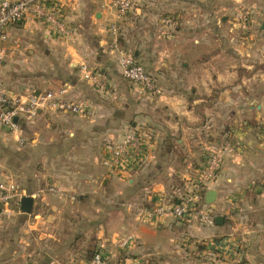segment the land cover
Masks as SVG:
<instances>
[{
  "label": "crops",
  "instance_id": "0c3cea01",
  "mask_svg": "<svg viewBox=\"0 0 264 264\" xmlns=\"http://www.w3.org/2000/svg\"><path fill=\"white\" fill-rule=\"evenodd\" d=\"M151 1L155 0H135L133 10L118 16L109 0H49L72 34L61 36L31 15L7 28L0 87L12 84L13 71L36 70L43 62L58 71L51 88L67 86L68 94L84 99L88 109L84 114L40 109L34 119L19 120V134L2 126L8 134L2 138L20 149L10 157L14 170L7 176L18 178L28 194L48 183L58 193L34 198L30 212L14 204L4 209L2 215L8 217L3 228L6 224L10 231L3 234L9 243L0 251V264H86L91 255L87 242L80 239L97 228L102 234L98 247L109 252L110 264H264V66L256 67L255 60L247 58L243 65L259 72L240 76L236 63L223 64L218 54L203 59L204 42L197 44V36L209 30L224 33L238 20L243 5L252 11V37L256 34L264 42V0H162L167 16L183 18L184 7L190 6L195 18L191 31L184 20L164 30L161 54L168 61L150 63L164 90L158 97L137 92L123 79L108 54L113 36L106 29L107 23L118 25L117 19L130 12L135 16L144 12ZM139 36L138 41H143L146 35ZM227 51L233 56L250 52V57L259 58L248 46L230 45ZM135 57L147 61L154 56L146 50L135 52ZM81 64L104 77L106 92L84 78ZM204 99L211 104L198 103ZM130 125L150 135L151 157L139 170L113 172L103 161ZM18 135L25 139L24 145L18 144ZM206 145L224 156L215 179L202 191V203L211 209L214 223L203 225L195 216L139 219L151 213L159 198L169 199L187 188L184 185L205 160ZM210 189L214 200L207 204ZM92 191L102 212L98 226L77 213L69 228L53 224L63 210L52 203L54 198L84 214ZM13 218L22 222L18 225ZM45 224L57 229L43 235L44 242L30 252L27 228ZM16 225L17 230L12 227ZM127 234L133 235V241L120 248L118 239ZM16 242H21L20 247ZM24 253L29 258L21 261Z\"/></svg>",
  "mask_w": 264,
  "mask_h": 264
},
{
  "label": "built area",
  "instance_id": "2783aa9c",
  "mask_svg": "<svg viewBox=\"0 0 264 264\" xmlns=\"http://www.w3.org/2000/svg\"><path fill=\"white\" fill-rule=\"evenodd\" d=\"M134 2L135 0H109V6L115 9L118 16H122L132 9ZM250 13L251 10L248 7L243 8L240 14L242 23L249 22ZM29 15L47 22L61 36H69L73 33L72 29L60 19L55 3H50L49 0H0V65L7 56L5 47V42L8 39L7 28L20 23ZM171 21L172 18L166 17L165 22ZM106 29L113 36L112 48L116 50V61L122 77L137 84L150 96H161L163 89L154 77L131 54L119 47L117 23H107ZM81 72L89 83L101 89L106 86L104 77L89 69L85 64H81ZM87 106L86 102L71 97L68 94L67 86L43 91L34 90L27 95H11L0 90V125L19 134V120L34 119L40 109L82 114ZM17 141L22 144L23 138L18 135ZM150 157V135L140 126L134 125L126 129L120 141L108 150V155L103 163L111 171L122 173L143 168ZM223 160V154L218 151L208 153L189 191H178L177 201L174 202H170L167 198H159L151 213L146 212V216H138V218L145 221L152 215L159 217L171 215L176 219L188 220L191 216H195L199 223L212 225L214 217L211 209L202 203V191L215 179ZM262 188L264 192V185ZM45 193H58V190L53 185H49L28 194L17 178L0 176V217L10 204L19 206L22 197L30 196L34 199ZM133 238L132 234L124 235L118 239L117 244L120 248H126L132 243ZM86 264H110V262L99 248L91 255Z\"/></svg>",
  "mask_w": 264,
  "mask_h": 264
},
{
  "label": "rangeland",
  "instance_id": "374dc122",
  "mask_svg": "<svg viewBox=\"0 0 264 264\" xmlns=\"http://www.w3.org/2000/svg\"><path fill=\"white\" fill-rule=\"evenodd\" d=\"M153 2H155V3L152 4ZM244 7H246V8L248 7L251 10V8L249 6L243 5V6L239 7L240 14H241V11H243ZM193 8L194 7H190V6L184 7L183 12L181 13L184 15L183 18L176 20V18L174 16H173L174 18H172L171 16L166 15V13H168V12H166V10L163 8L162 0H155V1H151V4L144 5V12H138L136 14V16L130 12L123 19L120 20L118 18L117 19V20H119L118 25H120V34L118 35L119 47H121L125 52L131 54L134 57V59L138 63H140L145 68V70L151 74L152 77H154V75H153L154 69H155L154 64L150 65V63L155 61V60L161 61L163 59L168 61L167 57L163 58L162 54H161V48L163 47L162 39H164L163 33H164L166 26L171 25L173 23L172 25L175 27V26L179 25L180 21L182 22V20H184L185 25L186 24L189 25L190 26L189 31H191V27H194L193 19L195 18L194 17V11H192ZM240 14L238 16V20H235L233 23H230L229 27L230 26L231 27L226 28V30H224V33L220 32L221 33L220 34L218 31L213 32V31L209 30V32H206L208 34H202V35L197 36V38H198L197 44H199L201 42V39L204 42V44H203L204 52L202 54L203 59L204 58L205 59L210 58L212 56V54L214 56L218 54V61L222 62L223 64L226 62V60L227 61L231 60V61L235 62L236 63L235 68H237L236 70H237L238 75L247 76L248 73L251 71H253L254 73H257L259 71L248 69L245 65H243L245 63L244 62L245 59L250 58V59H248V61L255 60L254 64L256 65V67L257 66H264V42L259 40V36H257L256 34L253 37L251 35L253 33L252 11L250 13L249 22L245 23V24L242 23L241 18H240ZM166 17L172 18V21L169 23L165 22ZM198 22L200 23V26L204 25V23H201V20H199ZM104 25H102V27ZM223 29H225V28H223ZM139 34L140 35L141 34L146 35V36H143V39H144L143 41H138V37H141V36H139ZM187 36H189V35H187ZM187 39H191V36L187 37ZM193 41L194 40H192V42ZM230 45L242 46L243 48L248 46L250 51L254 50L256 55H259V58L257 59L255 57L254 58L250 57L249 56L250 52H249V54H244V55L238 52L239 53L238 55L233 56V55L229 54L230 52L227 51L228 47ZM146 50L148 51L149 54L150 53L153 54L154 57L152 59H149L147 61L143 58L136 59L135 52L144 51V53H145ZM242 53H246V52L243 51ZM17 54L19 56H22L19 53H17ZM108 54L112 57L113 61L116 64L117 70L120 73V69H119V66H118L117 61H116L117 53H116V50L114 48H112V44L110 45V49L108 51ZM215 58H217V56ZM260 60H263V61H260ZM248 61H246V62H248ZM192 62H194V60ZM54 69L55 68L51 69L50 65L43 64V62H42V66L37 68L36 70H26V72H22V70L21 71H18V70L13 71L12 78L14 81L12 82V84L10 86L0 87V90H3L5 92H7L8 94H12L13 90L18 91V94H29L30 92H32L34 90H38V89L42 90V89L51 88V86L54 84L52 81L57 79L56 73L58 71L56 69L55 70ZM120 75H121V73H120ZM42 79H44L45 82L42 81ZM123 79L127 82V84L132 83V82H129L128 80H126L124 77H123ZM154 79L156 80L155 77H154ZM131 85L132 86H130V88H136L137 90L136 89L135 90L137 92L146 93L145 91L141 90V88L137 84L132 83ZM14 86H16V87H14ZM106 90H108V86L104 87L102 89L103 92H106ZM163 93H164V90H163ZM82 101L84 102L85 100L82 99ZM198 103H202L203 105L208 106L209 104H211V101L209 99H207V100L204 99L202 101H199ZM206 104H208V105H206ZM195 108H198V110L202 109L200 107V105L195 106ZM87 109H88V106L86 107L85 111L82 114H84L87 111ZM209 124H211V123L209 122ZM131 126H134V125H130V126H128V128ZM199 135L201 136L200 132H199ZM7 136H8L7 132L1 126L0 127V176H7L9 174V172H8L9 170H11V171L14 170V169L10 168V166H11L9 164L11 162L10 157H13L12 155L17 154L18 151L20 150L18 146L10 147L8 145V142L2 138V137H7ZM21 137L23 138L22 135H21ZM25 142L26 141L23 138V143L20 144V142H18V144L24 145ZM204 149H205L204 150L205 152L203 153L204 156H206L208 153H212V152L216 151V150H214V146H210V145H206V148H204ZM12 161L14 163V159H12ZM194 179H195V176L194 177L192 176L188 180V183L186 185H184V188L185 187H187V188L182 189V191H184V192L189 191L192 187V183H193ZM49 185H52V184L48 183L45 186H49ZM43 187L44 186L40 185L36 188V190L39 188H43ZM45 195H46L45 197H49V195H51V194L45 193ZM171 195L172 196H169L168 200L170 202L177 201V194L175 193V194H171ZM97 196L98 195L93 191L91 193H89V197H91L92 200H91V198H89L91 200V202H88V204L86 203V205H88V209L85 211L84 214H81L80 212H75L76 210L74 211V209L71 208V205H68L67 203H65V205H63V200L58 201L57 199L54 198L52 200V203H54V204L58 203V206L61 207V209H63V210L61 213H59V216H55V219L53 220V222H54L53 224L59 223L58 227H60L61 229H64L65 225H67L69 228L70 227L69 223L74 222L77 219V217L74 216V214L77 213L78 215L83 216L86 219L91 220V223H95L98 226L99 221L102 222V215H101L102 212L97 207V204H98ZM15 206H17V205H15ZM32 208H33V205H32ZM16 210H18V209H16ZM110 216H111V214L109 213L106 217L107 220L110 218ZM7 217H8V215H2L0 217V251H3L6 248V244L9 243V240L7 241L8 238L3 237V234H5L4 231H10L7 229L8 227L6 226V224H5V228H3L5 220L7 219ZM32 218H33V214L31 216V219ZM13 219H14V223L17 222L18 225L22 222V219H16V218H13ZM18 225L12 226V227L17 230ZM52 229L55 230L57 228L52 227V226H47L46 224L42 228L40 226H38V227L32 226L30 228L28 227L27 232H26V236H28L27 238L30 241V243L27 245L28 250L31 252V250H33V248L36 249V247L37 248L40 247L39 245L41 244V242H44L43 235L48 236V234L51 232ZM91 231L92 230L86 231V233H84V235H82V237L80 239V240L85 241V243L87 242V251H89L88 257H90V255L92 254V252L95 249H99L98 244H97V240H98V236H100V234H101L98 231V228L96 229V232H94V233H92ZM101 236H102V234H101ZM34 242H36V244H32ZM20 244H21V242L18 244L16 242L15 246L20 247ZM18 250H21V249H18ZM23 252H27L26 245H25V248L23 247ZM103 253L106 254V257H108V259H109V256H108L109 252L107 251V253L106 252H103ZM28 258H29V255L24 253V257H23V259H21V261L28 260ZM109 262H110V259H109ZM28 264H30V262Z\"/></svg>",
  "mask_w": 264,
  "mask_h": 264
},
{
  "label": "water",
  "instance_id": "95a60500",
  "mask_svg": "<svg viewBox=\"0 0 264 264\" xmlns=\"http://www.w3.org/2000/svg\"><path fill=\"white\" fill-rule=\"evenodd\" d=\"M261 28L264 29V20L262 21ZM214 200V190L210 189L206 193V203L209 204ZM33 205V198L30 196H24L20 200L19 209L23 212H29L32 209ZM218 218H216V221H218Z\"/></svg>",
  "mask_w": 264,
  "mask_h": 264
},
{
  "label": "trees",
  "instance_id": "16d2710c",
  "mask_svg": "<svg viewBox=\"0 0 264 264\" xmlns=\"http://www.w3.org/2000/svg\"><path fill=\"white\" fill-rule=\"evenodd\" d=\"M99 248H100V247H99ZM97 250H98V249H95V250L92 252V254H94ZM92 254H91V255H92Z\"/></svg>",
  "mask_w": 264,
  "mask_h": 264
}]
</instances>
